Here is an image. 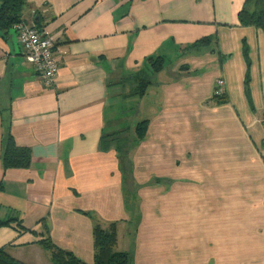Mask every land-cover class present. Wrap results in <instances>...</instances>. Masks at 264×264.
I'll return each mask as SVG.
<instances>
[{
	"label": "crops",
	"instance_id": "obj_1",
	"mask_svg": "<svg viewBox=\"0 0 264 264\" xmlns=\"http://www.w3.org/2000/svg\"><path fill=\"white\" fill-rule=\"evenodd\" d=\"M244 2L23 0L58 69L43 86L0 29V249L93 264L94 223H116L129 264H264V31ZM6 132L27 169H3Z\"/></svg>",
	"mask_w": 264,
	"mask_h": 264
},
{
	"label": "trees",
	"instance_id": "obj_2",
	"mask_svg": "<svg viewBox=\"0 0 264 264\" xmlns=\"http://www.w3.org/2000/svg\"><path fill=\"white\" fill-rule=\"evenodd\" d=\"M0 29L8 30L19 22V14L23 5V0H0ZM238 24L242 27H254L264 31V0H245L241 10L237 14ZM208 39L196 43L202 45ZM195 46V45H194ZM151 69L159 71L162 68V61L148 60ZM221 80V79H219ZM215 90V88H214ZM213 90V96H214ZM225 95V94H224ZM222 97H215L216 100H223ZM145 122L136 126L137 139L141 140L145 134ZM112 137V136H111ZM106 139H110L105 137ZM102 138L100 150H107L109 142ZM2 146V166L4 170L27 169L30 166V152L26 148L17 147L9 132L4 133ZM119 152L123 151V146L118 147ZM8 222H0V226L7 225ZM117 224L109 223L106 228H102L100 223H94L92 229L93 238V264H129L128 255L125 252L116 251ZM42 246L49 253L52 264H86L70 251L58 249L50 241H43ZM0 264H21L8 256L5 250L0 249Z\"/></svg>",
	"mask_w": 264,
	"mask_h": 264
},
{
	"label": "built area",
	"instance_id": "obj_3",
	"mask_svg": "<svg viewBox=\"0 0 264 264\" xmlns=\"http://www.w3.org/2000/svg\"><path fill=\"white\" fill-rule=\"evenodd\" d=\"M13 30L16 33V39L25 62L34 68L43 86L51 87L54 84V78L58 69L53 56V40L43 36L36 27L28 26L22 21L14 24ZM224 94V82L217 80L214 96L222 97Z\"/></svg>",
	"mask_w": 264,
	"mask_h": 264
},
{
	"label": "rangeland",
	"instance_id": "obj_4",
	"mask_svg": "<svg viewBox=\"0 0 264 264\" xmlns=\"http://www.w3.org/2000/svg\"><path fill=\"white\" fill-rule=\"evenodd\" d=\"M132 125H133V127H134L135 124H132ZM107 137H108V138H111V134L107 135ZM94 222H96V221H94Z\"/></svg>",
	"mask_w": 264,
	"mask_h": 264
}]
</instances>
